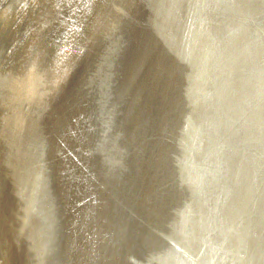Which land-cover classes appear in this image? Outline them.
<instances>
[{"label": "water", "instance_id": "95a60500", "mask_svg": "<svg viewBox=\"0 0 264 264\" xmlns=\"http://www.w3.org/2000/svg\"><path fill=\"white\" fill-rule=\"evenodd\" d=\"M112 1L51 93L44 0L39 97L0 87V264H264V0Z\"/></svg>", "mask_w": 264, "mask_h": 264}, {"label": "bare ground", "instance_id": "6f19581e", "mask_svg": "<svg viewBox=\"0 0 264 264\" xmlns=\"http://www.w3.org/2000/svg\"><path fill=\"white\" fill-rule=\"evenodd\" d=\"M43 1L44 0H1L0 2V56L3 57L4 51H8L7 53L9 55L6 56V58H8V61H6V58L4 59L3 57V63H7L4 64L3 69L0 70V87H14V97L17 96L18 99L21 95L28 99V97L32 93L38 96V93H35L31 89L30 80H25L23 82L27 71V60H29L30 53L33 55V58L31 59H34L35 53H39L40 49L49 51V45L45 44L54 41L53 39L51 41H47L45 35H42V32H44V30H48L51 27L47 23L48 18L46 17V12H44L45 9L42 5ZM78 1L80 2L78 4L80 6V12L78 18V31L75 34V38L77 39L71 37L72 35H69V33L67 32L65 36H63V40H60L61 43L51 48V54L49 53V59L45 63V65H47L45 67L46 71L42 75L40 83L37 87V91H42L43 89H45L47 84L50 85L48 89L49 92L54 93L57 90L56 84L50 82V73H53L55 65L58 66L57 68L59 71H61V68L67 71L69 69L68 64H70L71 57L73 55L81 56V43L86 38L87 33H91V30H93V32L95 31L96 22L99 21L100 23L103 20L106 8L110 5V3L112 4L113 2L112 0H106V4L104 5L102 3L99 4V1L101 0H96L95 3H93L94 0ZM48 3L49 10H51L53 13H58V11L61 9L60 2L56 3V1H53L52 3ZM13 4H16V7L21 6L22 8H24V11L16 12L17 16L15 17V19H19V25L15 27L13 26L17 22L15 20L14 23L12 21L7 26L8 20H11L12 17L5 10V7H7V5L12 6ZM29 9L31 10L27 12ZM38 9L40 10L39 13H37ZM24 20L27 23H24ZM67 20L68 18H62L61 13L59 14L57 21L59 23V28L57 31L58 35H61L64 32ZM92 24L93 27H91ZM88 27H90V30ZM33 28L36 30V32L29 38V34L32 32ZM4 29L6 31L3 33ZM36 35L37 37L36 39H34V36ZM12 42L16 44L17 50L13 51ZM26 44H30L28 49H26ZM90 49L91 48H89L87 52H89ZM20 106L23 107L22 103L20 104ZM41 154L43 155V150L41 151Z\"/></svg>", "mask_w": 264, "mask_h": 264}, {"label": "rangeland", "instance_id": "374dc122", "mask_svg": "<svg viewBox=\"0 0 264 264\" xmlns=\"http://www.w3.org/2000/svg\"><path fill=\"white\" fill-rule=\"evenodd\" d=\"M0 2H1V0H0ZM17 22H18L17 25H19V19H18ZM17 25H16V26H17ZM71 37L75 38V36H71ZM73 38H72V39H73ZM70 39H71V38H70ZM75 39H77V38H75Z\"/></svg>", "mask_w": 264, "mask_h": 264}]
</instances>
